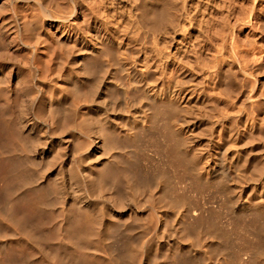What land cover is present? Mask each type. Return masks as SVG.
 Returning <instances> with one entry per match:
<instances>
[{"label": "bare ground", "instance_id": "bare-ground-1", "mask_svg": "<svg viewBox=\"0 0 264 264\" xmlns=\"http://www.w3.org/2000/svg\"><path fill=\"white\" fill-rule=\"evenodd\" d=\"M9 33L0 264H264V0H0Z\"/></svg>", "mask_w": 264, "mask_h": 264}, {"label": "rangeland", "instance_id": "rangeland-1", "mask_svg": "<svg viewBox=\"0 0 264 264\" xmlns=\"http://www.w3.org/2000/svg\"><path fill=\"white\" fill-rule=\"evenodd\" d=\"M6 2H7V1H5V2L3 1V3H2L1 5H2V6H3V5H4V6L7 5ZM18 4H19V5H18ZM4 6H3V7H4ZM18 6H19V7H18ZM7 7H8V5L6 6V8L4 7V11L9 10V7H8V9H7ZM17 7H18V9H17V10L15 9V10H16V12H17V11L19 12V13L17 12L19 15H20L22 12H24V14H25L26 10L24 9V7L22 6L21 3H19V2L16 3L15 8H17ZM21 7H22L23 11H22ZM61 7H62V6H61ZM67 7H68V6L64 5V6L62 7L61 10H62V11H63V10L65 11V10H67ZM1 8H2V7H1ZM19 8H20L21 10H20ZM5 9H6V10H5ZM24 10H25V11H24ZM1 11L4 12L3 10H1ZM9 11H10V10H9ZM9 11H7V12L9 13ZM34 11H36V10H34ZM34 11H33V14L35 13ZM67 11H68V10H67ZM20 12H21V13H20ZM21 15H22V14H21ZM36 15H37V12H36ZM256 17H257L256 20H257V22H258V23H256V26L258 27V26H260V25H259V24H260V15L258 16V13H256ZM121 18H123V17H121ZM257 27H256V28H257ZM239 32H240V33H239ZM239 32L236 33V37H238L237 39H238V40L240 39V40H239L240 42H241V41L243 42L244 40L246 41V40H247V39H246V35H247V33L249 32V29L241 30V31H239ZM3 35H4V34H3ZM3 35H0V38H1V36L3 37ZM4 36H5V35H4ZM11 36H12V35L9 33V34H6L5 38H4V37L1 38V40H0L1 42H0V43H3V42H4L3 45H0V46H1V47H0L1 50H11V49H12V47H11V45H10L11 38H9V37H11ZM6 37H7V38H6ZM27 37H28V36H27ZM27 37H26L25 39H27ZM29 37H30L31 40H32V37H31V36H29ZM244 38H245V39H244ZM2 39H3V42H2ZM5 39L8 40L7 42H9V44H7V43L5 44ZM9 39H10V40H9ZM27 40H29V39H27ZM25 41H26V40H25ZM132 46L134 47L132 50H137L139 47L141 48V50H144V49H145V50H148V49H147L148 47H147L146 45H145V46H146L147 48H146L145 46H143V47H144V48H143L141 45H140V46H139V45L136 46V45H134V44H133ZM2 47H5V48H2ZM136 47H137V48H136ZM140 48H139L138 50H140ZM12 50H13V49H12ZM251 53H252L251 51H248V57H249V58L247 57V59H248V61H249L250 63L253 62V59H254V58H255V59L258 58V52H257V50L254 51V54H255L256 57H255V56H252ZM237 103H238V105H237ZM237 103H236V105H237V107L239 108V106H240L242 103L239 102V101H238ZM239 103H241V104L239 105ZM236 105H235V106H236ZM241 106H243V104H242ZM238 108L234 107V111H235L236 109L238 110ZM239 111H242V107L240 108ZM230 113H231V112H230Z\"/></svg>", "mask_w": 264, "mask_h": 264}]
</instances>
